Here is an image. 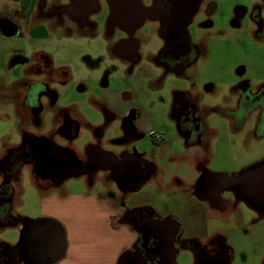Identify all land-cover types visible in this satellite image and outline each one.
Returning a JSON list of instances; mask_svg holds the SVG:
<instances>
[{
	"label": "rangeland",
	"instance_id": "rangeland-1",
	"mask_svg": "<svg viewBox=\"0 0 264 264\" xmlns=\"http://www.w3.org/2000/svg\"><path fill=\"white\" fill-rule=\"evenodd\" d=\"M45 13L38 0H0V86H4L0 90V94L4 92L0 117L16 114L12 105L21 97L14 86L22 85L23 89L30 80L47 82L50 95L42 97V108L32 113L33 120L20 111L22 127L26 125L38 136L56 126L60 110L74 118L80 113L84 126L74 143L80 151L95 141L96 129H102L104 150L121 156L127 151L134 153L136 147L156 165L154 176L135 195H124L109 174L99 172L95 179L112 185L108 194L113 200L120 201L122 196H135L138 202L154 200L162 216H174L180 223L183 241L194 237L207 242L222 237L233 253L232 264H264V219L259 220L254 210L229 193L223 195L226 208L189 196L203 168L232 174L264 160V115L258 124L261 109H252L244 123L238 122L239 95L234 91L244 80L251 83L254 92L264 85V0H203L193 41L204 55L180 76L161 72L152 64L148 54L157 53L162 46L153 23L133 36L115 35L117 26L98 23L55 29L51 22H41ZM128 39L138 43L136 55L119 56L117 49ZM43 57L50 59L51 72L40 70L45 66ZM180 93L188 96L198 119L206 125L198 145L186 143L170 115ZM135 114L141 117L137 119ZM155 136L166 141L156 143ZM23 141L19 131L5 140L14 144ZM1 178L0 172V182ZM83 179L87 180L86 176L69 179L75 185L72 190H83L79 184ZM36 180L30 167L22 169L14 186L13 218L51 219L41 212ZM178 181L183 182L182 190ZM23 228L18 222L0 226V245L17 246ZM74 231H66L72 245ZM88 237L102 236L95 233ZM179 247L178 264H192L191 250Z\"/></svg>",
	"mask_w": 264,
	"mask_h": 264
},
{
	"label": "flooded vegetation",
	"instance_id": "flooded-vegetation-1",
	"mask_svg": "<svg viewBox=\"0 0 264 264\" xmlns=\"http://www.w3.org/2000/svg\"><path fill=\"white\" fill-rule=\"evenodd\" d=\"M202 5L203 0H66V2L38 0V7L42 13L46 12V16L40 17L41 22L49 21L55 29H61L63 26L75 28L82 25L94 26L98 23L117 26L115 35L124 33L133 36L146 24L153 23L158 28L162 46L157 53L148 54L152 64L161 72L177 76L185 74L204 55L193 41L194 24ZM55 15L60 17L55 18ZM128 40L117 49L119 56L136 55L138 43ZM44 59L45 66L40 70L51 72L53 68L50 59L48 57ZM52 77L57 80L54 71ZM21 86L13 87L19 90L17 95L21 97L19 101L14 100L18 104V116L22 121L20 115L22 111L32 121V113L42 108L40 104L42 97L50 95L49 85L47 82L30 80L23 84V89ZM3 89V86H0V90ZM234 91L239 95L237 121L244 123L252 109H261L257 120L260 124L264 115V85L254 92L251 83L244 80L234 88ZM0 95L4 96V92ZM78 114L79 118H74L62 109L55 118L59 124L55 131L39 136L25 131L22 144H16L2 152L0 222L7 225L24 222L21 217L13 218L11 211L14 183L20 179L22 169L25 167H33L39 183L49 182L53 185H62L77 176H86L90 183V178H95L103 171L109 174L124 195L139 193L154 176L157 171L156 165L147 159L145 152H140L136 147L134 153L127 151L118 158L101 152L102 129H96L95 141L91 144L89 141L80 154L74 143L80 137L84 121L83 116ZM170 115H173L179 133L187 140L188 145H198L201 142L206 125L198 119L196 107L190 103L186 94L180 93L174 98ZM139 117L140 114L135 118ZM23 128H26V125ZM129 128L131 130V126ZM58 138L63 141L59 143ZM153 140L161 144L166 138L155 136ZM263 162L264 160L242 170L251 169ZM213 174L216 173L207 171L206 168H203L202 172L199 170L190 191L188 189L189 196L194 195L212 206L225 208L227 205L223 200L225 193L231 194L237 202H243L231 192H224L220 200L216 198L214 186L208 185V179ZM177 183L182 190L183 182ZM155 195L168 196L165 193ZM137 202L138 198L135 196L130 199L122 196L119 201L123 211L120 217L122 223L132 227L136 240L130 248L122 252L118 264H178L180 245L193 253L192 264H232L233 253L225 245L222 237L207 242L194 237L183 241L182 226L174 216H162L160 210L150 207L147 202ZM24 244L21 247L1 244L0 264H26Z\"/></svg>",
	"mask_w": 264,
	"mask_h": 264
},
{
	"label": "crops",
	"instance_id": "crops-1",
	"mask_svg": "<svg viewBox=\"0 0 264 264\" xmlns=\"http://www.w3.org/2000/svg\"><path fill=\"white\" fill-rule=\"evenodd\" d=\"M12 108L16 114L13 113V116H9L10 118L0 117V155L6 149L16 145L5 142L7 138H11L15 131H19L22 138L25 135L24 132H28L27 128L20 125L21 120L19 116L17 117L18 104L14 102ZM2 110L0 108V111ZM54 122H56V126L50 132L57 129L58 122L57 120ZM92 129L93 127L90 125V130L92 131ZM101 152L118 158L114 153L104 149H101ZM79 153L82 154L83 151ZM29 167L34 177L38 179L33 167ZM45 183L41 184L39 181L36 183L37 191L41 197V212L51 220L60 222L59 224L66 231L75 230L76 234L72 245L70 233L66 232L69 241H67L66 255L56 264H118L122 252L135 242L136 234L129 224H122L119 221L123 211L119 201L113 200V196L108 194L112 185L102 179L90 178V183L83 179L79 181V184L84 186L83 190L74 191L72 189L75 185H71L70 180L62 185ZM147 203L150 207L159 209V203L154 200ZM113 221L114 223H112ZM115 222L118 223L117 226H114ZM95 233L102 237L91 240L88 234ZM78 235L80 238L77 237Z\"/></svg>",
	"mask_w": 264,
	"mask_h": 264
},
{
	"label": "water",
	"instance_id": "water-1",
	"mask_svg": "<svg viewBox=\"0 0 264 264\" xmlns=\"http://www.w3.org/2000/svg\"><path fill=\"white\" fill-rule=\"evenodd\" d=\"M213 185L219 200L224 192H231L264 219V162L235 174H213ZM207 180V181H208ZM25 231L24 258L26 264H56L66 255L68 246L64 227L51 219L23 222Z\"/></svg>",
	"mask_w": 264,
	"mask_h": 264
},
{
	"label": "trees",
	"instance_id": "trees-1",
	"mask_svg": "<svg viewBox=\"0 0 264 264\" xmlns=\"http://www.w3.org/2000/svg\"><path fill=\"white\" fill-rule=\"evenodd\" d=\"M21 220H23L24 222L32 221V219H27V218L21 219ZM6 225L7 224L2 222V221L0 222V226L5 227ZM24 242H25V231L22 232L21 240H20L19 244L17 245V247H21L24 244Z\"/></svg>",
	"mask_w": 264,
	"mask_h": 264
}]
</instances>
